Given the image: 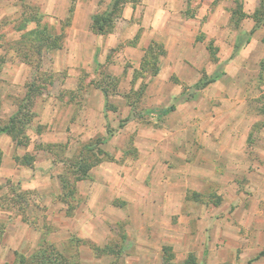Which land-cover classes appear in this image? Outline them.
<instances>
[{"label": "rangeland", "instance_id": "374dc122", "mask_svg": "<svg viewBox=\"0 0 264 264\" xmlns=\"http://www.w3.org/2000/svg\"><path fill=\"white\" fill-rule=\"evenodd\" d=\"M28 1L0 0V124L6 123L15 111L12 108L21 102L29 82L33 80L42 86L41 93L30 104L32 113L36 114L40 98L49 95L59 98L60 80L68 77L64 71L55 70L54 58L50 52L43 51L42 43L33 35L22 38L18 31L24 20L36 18L35 15L57 30L60 26L61 19L49 20L40 13V4ZM109 2L101 0L100 5ZM67 9L68 6L64 13L63 6V20L69 18ZM25 23L23 32L36 26L32 21ZM125 53L120 48L107 51L99 71L87 72L81 67L73 71L80 80V90L72 91L77 98L73 101L75 111L81 114L77 121L90 124L83 128H88L85 136L89 134L98 140L99 135L94 131L103 123L95 87L103 86L111 91L105 117L114 136L111 135L109 144L103 145L107 149L101 148L106 154L94 158L86 149H72L65 158L66 151L60 145L51 149L42 142L38 133L43 125H35L38 119L34 115L30 122L20 123L16 131L21 143H30L27 157L33 158L35 164L29 166L31 163L17 160L13 164L12 158H3L0 150V264H264V255L256 258L264 250V220L257 221L255 217L260 214L223 212L229 198L222 195L221 207L206 198L202 205L185 197L179 207L175 199L172 206L165 204L170 190L165 185L158 194L159 184L152 176L156 166L158 172V163H162L164 178H170L168 172L181 170L183 161H173L172 154L178 151L173 143L190 140L191 134L184 127L192 124L197 130L205 123L210 125L216 114L239 102L224 101L219 93L223 90L218 85H207L202 97L185 101L183 98L195 88L181 86L183 98L173 100L178 86H152L149 79L148 83L144 81L145 85L134 84L138 76L134 64L139 53L132 50L128 59ZM22 61L27 62L22 64ZM127 66L132 67L127 69ZM149 73L152 72L147 71V78ZM27 76L30 78L22 84ZM112 76L118 78L117 85ZM126 79H130L131 88ZM262 85L253 89L257 91ZM224 86L233 93L234 89L225 82ZM129 88L130 92L126 93ZM261 90L264 92V88ZM256 98L249 101L252 111L259 104ZM62 99L55 102L60 106V116L68 105ZM170 105L174 106L173 110L158 114ZM188 111L195 115L187 117ZM76 138L80 142L88 141L79 135ZM128 139L142 148L122 147V142ZM186 150L184 145L182 153ZM44 152L53 155V166L47 171L43 168L50 160L42 155ZM15 155L22 156L17 149ZM84 157H89L91 164L100 159L99 172L95 173L100 186L93 182L92 173L84 181L78 179ZM64 161L70 162L74 169ZM109 161L117 173V181L110 188L107 187L110 182L105 179L107 169L112 166H107ZM37 164L41 166L39 173H33L26 183L27 168L33 169ZM10 168L22 173L18 180L8 179ZM102 175L104 178L100 179ZM171 192L174 194L176 190ZM228 215L236 217V225L227 222L231 219Z\"/></svg>", "mask_w": 264, "mask_h": 264}, {"label": "crops", "instance_id": "0c3cea01", "mask_svg": "<svg viewBox=\"0 0 264 264\" xmlns=\"http://www.w3.org/2000/svg\"><path fill=\"white\" fill-rule=\"evenodd\" d=\"M33 1L40 4V13L44 17L65 22L62 30L61 21L58 30L56 29L58 33L63 34L61 45L48 52L54 58L52 64L55 70L64 71V75L67 74L68 77H63L64 82L60 80L59 98L54 95L40 98V107L34 115V118L38 119L35 125H43L38 134L42 135L45 145H50L51 149L60 145L64 152L66 151L65 158L72 149H83L90 142H93L94 146L107 149L103 148V145L109 144L111 135L114 136L105 117V105L109 103L107 98L111 91L103 86L95 87L101 103L99 110L101 116L104 115L103 119L101 118L103 123L94 131L99 135L96 137L98 140L92 139L89 134L85 136L88 128H83L90 124L82 125L77 121L81 114L75 111L76 105L73 101H77V98L73 94L80 90V80L73 71L79 70L80 67L85 68L87 72L99 71L100 61L105 53L112 49H124V52L128 53L127 59L130 58L132 50L137 51L139 60L134 65H137L138 76L135 77L137 82L134 84L145 85L144 81L148 83L150 80L152 86H178L173 100L183 98L181 86H188L187 89L195 88L183 98L185 101L195 100L200 95L202 97L205 93L203 89L207 85H218L223 90L219 93L224 101L239 102V105L226 107L220 114H216L210 125L205 123L197 130H194L192 124L184 127L185 132L191 134L190 140L187 138L185 142L178 140L176 144L173 143L178 151L172 154L173 161H183L181 170L168 172L170 174L166 175H170V178H164L161 175L162 163H158V172L157 166L152 172L154 180L159 184L158 190L153 186L156 192L159 194L161 187L165 185L170 190L165 204L172 206L175 199V204L178 203L179 207L185 202V197L195 200L194 204L202 205L203 199L206 198L214 206L221 207L222 195L229 198L225 201L228 203L223 212L236 215L254 212L260 214L255 216L257 221L264 220V92L261 90L264 85L257 91L253 89L254 86L264 84V72L260 75L261 62L264 61V16L261 24H257L254 17L261 0H124L118 15L109 25H105L102 32L94 30L93 17L98 12L106 11L112 0L104 6L100 5L101 0H74L69 18L64 20L62 15L67 6V11L69 10L71 0ZM151 44L159 45V49H156L159 57L148 66L143 62V58ZM131 67L127 66V69ZM147 68L156 69L154 73H149L148 78ZM224 77L226 81H223ZM28 78L30 77L27 76L22 84L26 83ZM111 79L115 80L117 85L118 78L112 76ZM126 80L127 84H130V79ZM224 82L228 88L234 89L233 93L227 90ZM130 88L126 93L130 92ZM124 93L123 91L122 97L125 96ZM254 96L257 97L256 101H259L256 111L251 110L249 103ZM60 98L68 104L65 109L62 107L61 116L58 114L60 106L55 103L57 100L60 103ZM12 109L16 111L17 106ZM193 115L194 112L188 111L187 117ZM256 121L260 123L257 124ZM77 135L88 141L80 142L76 138ZM259 135L262 137L259 138ZM121 145L126 149L135 148V145L138 149L142 148L129 139ZM184 145L187 150L182 153ZM16 149L22 155L17 160L19 163L30 153V143H17L11 135L0 133L3 158L10 156L15 164ZM42 155L50 160V164L43 168V171H47L53 166V155L50 152H44ZM71 157L70 160L73 158ZM33 164L35 163L31 162L29 166ZM65 164L71 170L74 169L70 162ZM109 164L112 166L105 174V179L110 182L108 188L113 187L117 181L114 165L111 161L107 166ZM40 168L39 164L33 169L27 168L29 174L25 177L26 183H29L28 179L33 173H39ZM10 169L7 173L8 179L18 180L22 173H16V168ZM97 172L99 163L92 166L87 172V177L80 180L90 178L92 173L93 182L100 186L95 176ZM103 178L102 175L100 179ZM122 181L126 186L125 179ZM174 190L176 192L172 194L171 191ZM236 221L234 217L227 222L236 225Z\"/></svg>", "mask_w": 264, "mask_h": 264}, {"label": "trees", "instance_id": "16d2710c", "mask_svg": "<svg viewBox=\"0 0 264 264\" xmlns=\"http://www.w3.org/2000/svg\"><path fill=\"white\" fill-rule=\"evenodd\" d=\"M123 1L124 0H112L109 8L106 11L96 13L93 17V22H92V26L94 30L102 32L105 25H109L112 19L118 15V11ZM73 2L74 0H71V6L69 8V12L72 11ZM263 16H264V0H261L259 8L255 11V14H254L257 24H261ZM34 17L36 18H28L24 20L23 21L24 23L18 26L17 28L18 30H23L25 28V24H26L25 22L34 21L36 23V26L34 28L30 30H25L24 32H22L21 34L22 38L33 35L40 44L42 43L41 45L44 47L43 51L44 50L49 51L52 48L59 47L63 39L62 32L58 33V31H56V29L53 26H51L50 24L46 22H41L40 18L37 17L36 15ZM64 26H65V23L64 25L62 24L61 30L63 29ZM262 41L264 42V36L262 38ZM158 46L159 45L157 44H151L148 47L147 54L143 58V62H145V64H147L148 66H150L153 62H156V60L158 59L159 53H157L156 51V49H159ZM37 51H39V49ZM147 70L148 71L150 70L152 73L156 71L155 68H147ZM263 72H264V61L261 62L260 75H262ZM40 84L33 80L29 82L26 85L25 94L21 98V102L17 104L16 111L8 117L6 123L0 124V133L5 132L11 135L12 139L15 140L17 143H21V140L19 139L18 133L16 131L17 129L19 130L18 125L20 123L26 124L30 122L33 115H35V113L33 114L31 111L30 104L33 102L34 98L41 93L40 87L42 86ZM173 109H174V106L170 105L166 108H162L158 114L162 115ZM83 149L88 150L90 152V156L94 158L98 157L99 154H103V155L106 154L101 148L97 147L96 145L94 146L93 142H90L88 145H85ZM15 158L16 160L20 159L18 156H15ZM23 159L24 160L22 159L21 160L23 161L24 164H30L33 158H28L26 156ZM85 160H86V163H85ZM88 161H90L89 157L87 158L84 157L81 160L82 166L78 170V172L80 173V177L78 179L87 177V171L89 170V168L96 165L100 161V159L98 158L92 164ZM261 255H264V250H261L260 252H258L256 255V258L260 257Z\"/></svg>", "mask_w": 264, "mask_h": 264}]
</instances>
